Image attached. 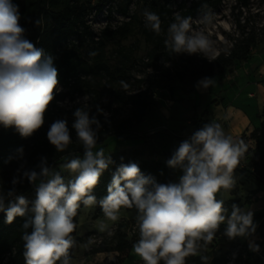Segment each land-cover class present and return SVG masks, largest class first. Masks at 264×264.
<instances>
[{
  "label": "clouds",
  "instance_id": "obj_1",
  "mask_svg": "<svg viewBox=\"0 0 264 264\" xmlns=\"http://www.w3.org/2000/svg\"><path fill=\"white\" fill-rule=\"evenodd\" d=\"M143 17L145 28L160 35L159 15L145 9ZM19 20L18 5L0 0V126L14 128L22 138H28L45 123L48 107L60 90L59 74L53 57L26 38V29ZM164 46L170 53H204L207 57L210 41L202 31L193 29L191 17L176 13L167 28ZM121 84L127 87L123 81ZM215 84L213 78L205 77L197 87L207 89ZM87 100L84 97V106L73 112L71 125L83 155L66 156L60 166L74 178L65 181L62 171L48 166L42 157L39 171H23V177L34 186L33 200L16 194L15 187L7 193L0 191V212L5 213V222L11 224L18 216L27 217L23 228L32 229L22 235L25 264H71L74 218L82 205L98 204L104 217L112 222L119 220L121 208H135L139 239L132 251L143 264H186V257L197 254L206 264L202 252L221 224L230 240L255 233L252 211H242L233 204L228 216L224 200L218 198L222 189L235 187L233 172L247 145L243 140L235 141L215 122L204 124L182 141L167 160L170 168L182 171L178 182L158 183L151 175L143 174L137 163H121L112 174L107 195L98 200L93 190L114 161L103 148L94 150L102 125L97 116L89 115ZM97 113L107 121L108 113L99 106ZM47 139L57 152H64L73 142L67 120H55ZM17 152L22 157L23 148ZM17 183L19 177H14L13 186ZM99 227L104 231L107 225L101 222ZM250 248L259 251V245L250 244Z\"/></svg>",
  "mask_w": 264,
  "mask_h": 264
},
{
  "label": "rangeland",
  "instance_id": "obj_2",
  "mask_svg": "<svg viewBox=\"0 0 264 264\" xmlns=\"http://www.w3.org/2000/svg\"><path fill=\"white\" fill-rule=\"evenodd\" d=\"M97 0H92L95 4ZM127 0H113L112 11L108 13L106 6L100 11H91L87 15L89 24L94 31V38L101 28L110 25L114 28L125 21L130 22V30L124 37L114 36L106 39L102 48L98 49L101 58L111 68L115 66L124 69L122 79L109 80L104 74L85 77L84 93H78L74 100L65 99L58 102L59 108L54 114L45 119L46 135L49 126L57 119H66L72 139L73 113L69 110L75 105L84 106L83 98L88 97L87 109L90 116H97V106L108 113L109 122L123 118L130 114L131 104L127 100V94L149 83L150 68L143 64L152 48V42L142 35L144 24L143 12L145 9L156 12L164 3L163 0H132L128 5V14L124 16L120 9L125 6ZM239 9L235 0H223L216 9H208L197 13L192 20V27L202 31L210 41L207 58H213L221 51H226L231 45V38L237 36L236 17ZM249 17L247 29L255 28L258 31L264 22V3L260 0H251V9H242L240 18ZM169 25H167V28ZM167 35V29L164 36ZM95 46H83L81 53L86 55L89 48ZM123 47L120 53L119 48ZM198 60L205 57L204 53L187 54ZM158 61L157 64H159ZM168 64V63H166ZM216 81L214 87L204 89L197 87L199 79H186L183 82L175 81L169 91L166 84H161L153 89V103L136 130L144 135L160 129H167L171 135L156 133L146 140H131L121 138H108L104 143L98 144L96 149H104L105 155L111 159L124 160L126 162H140L148 170L156 171L166 168L165 175L169 182H178L182 175L180 169H173L167 165L179 144L188 139L194 132L196 120L204 108L208 109L202 118L204 124L215 122L221 124L224 130L235 141L243 140L247 150L240 159V166L233 172L235 187L231 190H221L217 195L224 200V206L228 210L233 204L242 211H252L253 220L257 225L254 234L247 238L237 237L232 252L227 253L228 245L222 240H214L202 254L207 257L206 264H210L217 257H221L220 264H264V188L256 189L257 181L245 174L241 167L253 170L264 180V127L260 123L264 120L262 107H264V39L259 41L251 50L248 60L235 61L222 73L207 76ZM121 81L127 85L124 87ZM193 103L196 104L195 114ZM248 118V120L246 119ZM203 124V126H204ZM259 128L258 130H254ZM77 155V156H82ZM63 156L58 163L59 171L65 162ZM123 158V159H121ZM26 166L24 157L10 163L0 170V181L13 178ZM20 169L18 172L17 170ZM67 180L74 178L73 174L63 172ZM30 201L35 198V189L32 186L28 191L20 193ZM230 212V213H229ZM119 220L112 222L107 220L101 208L95 206L78 209L74 218L76 223L75 237L81 240L76 242L70 251L71 264H116L118 251L115 250L117 226L123 223V230L133 245L139 239L138 226L135 222L136 209L121 208ZM101 222L107 225L106 230L101 231ZM250 244L259 245V251H253ZM202 264L200 254L195 255ZM6 260V258H5ZM117 264H143L142 260L131 249L123 256V261Z\"/></svg>",
  "mask_w": 264,
  "mask_h": 264
},
{
  "label": "trees",
  "instance_id": "obj_3",
  "mask_svg": "<svg viewBox=\"0 0 264 264\" xmlns=\"http://www.w3.org/2000/svg\"><path fill=\"white\" fill-rule=\"evenodd\" d=\"M113 0H97L92 4V0H12L18 5L20 20L19 23L26 29V38L29 39L36 47L43 48L45 52L53 57V63L58 70L59 91L56 92L54 100L50 103L45 114V119L54 114L59 108L58 102L65 99L74 100L78 93H84L85 77L104 74L109 80L122 79L124 69L111 66L101 58L99 53L103 47L105 40L114 36L124 37L130 30V22L125 21L121 25L114 28L110 25H105L101 28L94 38V31L88 22L87 15L91 11L100 12L105 6L108 13L112 11ZM148 2V0H144ZM164 3L158 10V15L161 19V34L156 35L151 30L142 25L141 33L146 40L152 42V48L147 56L145 67L150 68L149 83L144 88H137L127 94V100L131 104L130 114L116 120L115 122L107 121L101 114L97 115L102 125L99 130L98 144H102L108 138H123L131 140H146L156 133H164L171 135L167 129H160L149 134H140L136 128L143 122L153 103V89L161 84H166L169 91H172L171 84L175 81L183 82L186 79H199L222 73L225 68L230 67L235 61H246L249 58L251 50L259 41L264 39V22L261 23L258 31L247 29L249 25V17L240 18L242 9H251V0H235L236 7L239 13L236 17V26L238 29L237 36L231 38V45L226 51L219 52L213 58L203 57L194 59L191 56L182 54L170 53L165 49L164 34L166 33L167 25L173 22L174 14L180 13L191 19L199 12L208 9L218 8L223 0H163ZM264 3V0H260ZM132 0H127V3L120 9V13L124 16L128 14V5ZM40 24L37 25L36 21ZM91 43L95 46L89 48V53L83 55L81 48L89 46ZM123 47L120 46L119 51L122 52ZM95 53V55H90ZM158 61H160L159 64ZM168 63V64H166ZM79 106L69 110L73 113ZM193 112L195 114L196 104L193 103ZM208 112L204 108L196 120L195 131L203 127L204 119L202 115ZM264 114V107H262ZM260 127H264V120L261 121ZM255 128L254 130H258ZM72 134L75 135V130L72 129ZM23 148L22 157L25 158L26 166L17 173L14 177H19V183L15 186L12 184L13 178L0 181V191H7L15 187L16 194L28 191L32 188V184L23 177V171L35 169L41 161V158H46L48 166L54 170L58 169V163L63 156L69 158L83 154L82 145L73 139V142L64 152H57L53 145L47 139L45 126L43 125L31 137L22 138L14 128H4L0 126V170L10 163L21 157L17 149ZM114 163L103 173L99 184L93 190V195L97 199H101L107 195V186L111 182L112 174L121 164H128L124 160L112 159ZM138 164L141 172L145 175H151L158 183H169L168 177L165 175V167L158 170H148L140 162ZM240 166V163L237 167ZM241 170L254 178L257 181L256 189L264 188V180H262L253 170L241 167ZM65 181V175L62 173ZM7 203V201H6ZM99 209V205H95ZM232 207L229 208V211ZM230 213V212H229ZM27 217H16L11 224L5 222V213L0 212V264H25L23 256L24 247L22 235L25 231L31 232V228L24 229L23 224ZM225 225L221 224L216 233L214 240L224 241L228 247L226 252L230 253L234 249L239 239H229L224 233ZM75 235V232L72 234ZM75 243L81 240L80 237H75ZM213 240V241H214ZM131 241L127 238V233L123 230V223L120 222L117 226L115 250L118 251L116 264L123 261V256L131 249ZM72 249V248H71ZM71 249L69 251H71ZM6 258V260H5ZM195 255L186 257V264H201ZM221 257H217L210 264H220ZM59 264V262H57ZM161 264L163 262L161 261Z\"/></svg>",
  "mask_w": 264,
  "mask_h": 264
},
{
  "label": "crops",
  "instance_id": "obj_4",
  "mask_svg": "<svg viewBox=\"0 0 264 264\" xmlns=\"http://www.w3.org/2000/svg\"><path fill=\"white\" fill-rule=\"evenodd\" d=\"M246 119L248 120V118L246 117Z\"/></svg>",
  "mask_w": 264,
  "mask_h": 264
}]
</instances>
